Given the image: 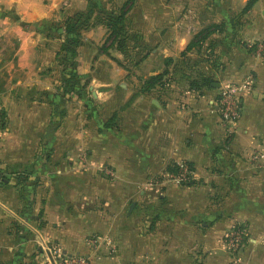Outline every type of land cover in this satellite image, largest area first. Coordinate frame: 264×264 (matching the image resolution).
Instances as JSON below:
<instances>
[{
	"label": "crops",
	"instance_id": "0c3cea01",
	"mask_svg": "<svg viewBox=\"0 0 264 264\" xmlns=\"http://www.w3.org/2000/svg\"><path fill=\"white\" fill-rule=\"evenodd\" d=\"M251 1L0 0L15 11L0 40L17 42L0 44V264H52L57 250L92 264H264V0L244 13ZM93 4L96 16L128 4L130 44L111 55L117 66L103 55L107 28L85 31L87 93L65 102L58 28ZM248 74L228 134L221 90ZM182 162L190 185L169 181ZM237 222L250 240L234 261L222 236Z\"/></svg>",
	"mask_w": 264,
	"mask_h": 264
},
{
	"label": "trees",
	"instance_id": "16d2710c",
	"mask_svg": "<svg viewBox=\"0 0 264 264\" xmlns=\"http://www.w3.org/2000/svg\"><path fill=\"white\" fill-rule=\"evenodd\" d=\"M256 2V0L249 2L243 12L247 13L253 8ZM127 5L119 12L99 11V15L96 16L98 6L93 4L87 10L77 13L74 17L69 18L66 22L59 25L60 28H58V31L61 32L60 38L63 40V43L57 55V59L59 65L62 67L61 71L63 77V87L60 97L63 98L65 102L69 101L72 95H78L82 98L87 93V84H83L82 78L78 73L77 61L79 50L83 45L85 31L97 25L106 27L108 30V37L103 51L109 54L110 49H115L121 53H127V48L130 44V39L125 33V20L129 12ZM215 29L210 30L209 28L197 36L188 46L186 52L194 48H201L203 43L215 32ZM167 75L168 73L164 72L147 80L145 82V91L151 90L159 84H163ZM61 113V116L65 115L64 111ZM4 118L5 114L1 111V129L4 128L6 124ZM177 172L178 167L176 166L172 173Z\"/></svg>",
	"mask_w": 264,
	"mask_h": 264
},
{
	"label": "built area",
	"instance_id": "2783aa9c",
	"mask_svg": "<svg viewBox=\"0 0 264 264\" xmlns=\"http://www.w3.org/2000/svg\"><path fill=\"white\" fill-rule=\"evenodd\" d=\"M260 52H264V43L260 45ZM255 84V78L248 74L246 78L238 83L225 84L221 90L219 98L220 116L222 123L228 132L232 134L236 131L241 118L240 98L246 93H250ZM1 123V108H0ZM259 158V154L253 156ZM178 172L169 174V181L179 185H190L194 180V171L188 163L182 162L177 165ZM250 240L249 227L244 223H234L223 234L222 242L224 247L229 251L234 261L240 259L241 252L245 249ZM93 246H97V240H90ZM52 264H92V259L87 256L69 257L57 250L54 255Z\"/></svg>",
	"mask_w": 264,
	"mask_h": 264
},
{
	"label": "rangeland",
	"instance_id": "374dc122",
	"mask_svg": "<svg viewBox=\"0 0 264 264\" xmlns=\"http://www.w3.org/2000/svg\"><path fill=\"white\" fill-rule=\"evenodd\" d=\"M14 15H15V11H9L7 9H2L0 11V18H2V19L6 18V17L12 18ZM0 44H1L2 48H8L10 50H14L17 47V42L16 41L8 40V39H5V38L3 40H0ZM114 53H116V50L110 49L109 54L105 53L103 55H105V57H107L108 59L111 60V64L117 65L115 60H112L113 58L111 57V55L114 54ZM134 53H135L134 49H129L128 56L126 58L122 57L123 58L122 60L124 61L125 66L128 67V68L134 66V64L136 62V59H134V56H135ZM104 65H107V64L104 63ZM133 70H135V68H133Z\"/></svg>",
	"mask_w": 264,
	"mask_h": 264
},
{
	"label": "water",
	"instance_id": "95a60500",
	"mask_svg": "<svg viewBox=\"0 0 264 264\" xmlns=\"http://www.w3.org/2000/svg\"><path fill=\"white\" fill-rule=\"evenodd\" d=\"M216 87H219V85L218 86H216ZM91 89H93V88H91ZM95 94V93H94ZM96 95V94H95Z\"/></svg>",
	"mask_w": 264,
	"mask_h": 264
}]
</instances>
